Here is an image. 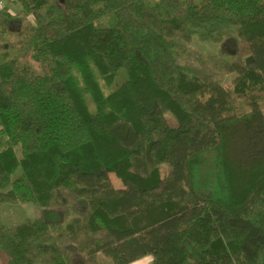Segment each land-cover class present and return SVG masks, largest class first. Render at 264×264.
Returning <instances> with one entry per match:
<instances>
[{"label":"trees","instance_id":"16d2710c","mask_svg":"<svg viewBox=\"0 0 264 264\" xmlns=\"http://www.w3.org/2000/svg\"><path fill=\"white\" fill-rule=\"evenodd\" d=\"M60 1L0 11V204L44 210L0 221L8 264H264V116L237 112L264 99V0H162L170 18L142 0ZM223 20L248 55L216 62L231 89L187 78L175 52ZM99 78L121 83L105 95ZM66 196L83 205L69 222L50 211Z\"/></svg>","mask_w":264,"mask_h":264},{"label":"rangeland","instance_id":"374dc122","mask_svg":"<svg viewBox=\"0 0 264 264\" xmlns=\"http://www.w3.org/2000/svg\"><path fill=\"white\" fill-rule=\"evenodd\" d=\"M178 3L193 2L200 3L203 0H175ZM144 6L154 8L165 17L170 18V14L166 13L162 5V0H142ZM59 5H65V1L58 2ZM10 12L17 13L20 10V5L17 0H11L6 4V7ZM33 18L29 20L33 22ZM115 22L114 17H107L96 22L98 27H111ZM237 26L228 20H223L219 24L214 26L206 25L202 28H195L192 31L189 41H186L182 36L177 37L176 43V58L178 64L183 68L184 74L187 78L210 76L214 81H217L227 89H231L236 74H226L222 70L216 68L215 64L219 61L227 63H234L245 61L248 55L245 52V48L237 33ZM100 86L103 89L105 95H108L117 85L121 83L118 80L114 86H107L105 81L99 78ZM89 106L94 111V106L90 99ZM260 108L253 109L250 105L244 101L238 103V115H249L255 111H260L264 116V99L258 102ZM166 120L170 126L176 127V119L170 112L165 114ZM20 155V154H19ZM163 177L165 176L167 169L162 167ZM111 182L115 188H122V182L114 175H110ZM66 199L59 202L56 209L50 210L51 212L59 213L63 219L69 222L74 217H79L82 204H78L72 196H66ZM80 210V211H79ZM44 210L36 204L27 203H4L0 204V221L7 227H13L21 224L27 220H35L43 215ZM97 262H103L110 264L106 259L101 256L97 257ZM0 264H8V256L5 253L0 252ZM137 264H151V258H147L138 262Z\"/></svg>","mask_w":264,"mask_h":264},{"label":"built area","instance_id":"2783aa9c","mask_svg":"<svg viewBox=\"0 0 264 264\" xmlns=\"http://www.w3.org/2000/svg\"><path fill=\"white\" fill-rule=\"evenodd\" d=\"M11 0H0V11L4 10L6 7V4Z\"/></svg>","mask_w":264,"mask_h":264},{"label":"crops","instance_id":"0c3cea01","mask_svg":"<svg viewBox=\"0 0 264 264\" xmlns=\"http://www.w3.org/2000/svg\"><path fill=\"white\" fill-rule=\"evenodd\" d=\"M147 258H150V257H147ZM147 258H144V259H142V260H145V259H147ZM141 260V261H142ZM141 261H138V262H141ZM138 262H136V263H134V264H137ZM151 262H152V258H151Z\"/></svg>","mask_w":264,"mask_h":264}]
</instances>
